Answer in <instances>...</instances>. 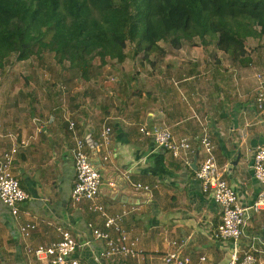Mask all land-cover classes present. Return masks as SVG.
I'll return each mask as SVG.
<instances>
[{
    "label": "crops",
    "instance_id": "0c3cea01",
    "mask_svg": "<svg viewBox=\"0 0 264 264\" xmlns=\"http://www.w3.org/2000/svg\"><path fill=\"white\" fill-rule=\"evenodd\" d=\"M165 48L162 63L155 64V55L141 61L142 69L138 57L96 66L97 75L115 65L117 81L92 78L82 83L84 91L70 78L55 80L53 88L36 79L43 93L32 95V103L25 90L12 93L14 83L1 80L0 86L9 83V88L0 94V155L25 142L14 173L29 199L17 216L0 200V264H37L32 250L58 242L61 227L71 231L83 246L78 255L91 264H166L173 242L184 243L181 253L193 264H228L235 246L242 254L253 247L264 264V212L252 215L238 244L214 240L219 208L202 193L192 166L198 167L205 154H190L189 169L140 133L141 127L165 126L176 139L196 142L207 125L223 179L235 188L242 206L253 204L264 191L253 171L254 153L264 144L255 101L264 89V38L248 39L245 56L236 62L215 43L204 45L199 39L180 49ZM107 128L111 140L104 144L101 134ZM75 136L85 141L101 175L99 204L110 216L126 212L120 224L139 239L133 258L95 261L104 245L93 230H105L104 220L88 210L87 202L72 201ZM135 184L151 191H137ZM28 225L34 228L25 236L22 228Z\"/></svg>",
    "mask_w": 264,
    "mask_h": 264
},
{
    "label": "trees",
    "instance_id": "16d2710c",
    "mask_svg": "<svg viewBox=\"0 0 264 264\" xmlns=\"http://www.w3.org/2000/svg\"><path fill=\"white\" fill-rule=\"evenodd\" d=\"M250 38H264V0H0V70L49 55L90 81L96 59L150 60L199 39L236 62Z\"/></svg>",
    "mask_w": 264,
    "mask_h": 264
},
{
    "label": "built area",
    "instance_id": "2783aa9c",
    "mask_svg": "<svg viewBox=\"0 0 264 264\" xmlns=\"http://www.w3.org/2000/svg\"><path fill=\"white\" fill-rule=\"evenodd\" d=\"M259 78L261 79L260 76ZM255 101L261 122L264 124V89L256 93ZM70 129L75 133L74 124H71ZM140 133L152 139L158 148L170 153L174 158L182 160L189 169H191L190 154L195 155L198 152L205 154L194 173L196 180L201 185L202 193L210 195L219 208L220 223L213 232V238L216 241H233L235 245L241 242L246 237L252 215L264 212V191L258 195L253 204L249 206L240 204L237 191L223 179L217 165L208 126L202 125V134L196 139V142H192L188 138L176 139L170 129L165 126L141 127ZM101 137L104 144H109L111 128L105 129ZM24 145L25 142L20 145L16 142L9 151L0 155V200L14 216L19 214L22 205L29 199L14 173L15 158L20 146ZM70 154L76 170L71 195L73 203L87 202L88 210L93 214H99L104 220L105 230H93L94 238L104 245V251L95 257V261L135 257L139 239L131 237L120 224L121 218L126 212L123 215L110 216L98 202L102 178L90 160L85 141L75 136V143ZM253 171L255 179L264 186V144L258 147L254 153ZM134 188L137 191H151L149 186L141 184H135ZM31 228L34 226L28 225L22 228L25 236H28V230ZM58 232L61 235L58 242L32 250L31 253L37 264H91L78 255L83 246L76 241L71 231L61 227ZM183 244L172 243L173 251L164 258L166 264H193L191 257L182 255ZM254 251L252 247L242 254L235 246L228 264H259L256 251ZM200 260L206 262L205 257Z\"/></svg>",
    "mask_w": 264,
    "mask_h": 264
},
{
    "label": "rangeland",
    "instance_id": "374dc122",
    "mask_svg": "<svg viewBox=\"0 0 264 264\" xmlns=\"http://www.w3.org/2000/svg\"><path fill=\"white\" fill-rule=\"evenodd\" d=\"M162 47L165 48V47H169V46L163 44ZM129 49L132 53L133 47L130 46ZM166 53L167 52H165V55H160V54H155L157 56L153 55V56H155L153 58L155 64L162 63L164 60V56H166ZM153 56H151V57H153ZM137 59H138L137 60L138 66L140 69H142V67H143L141 65L142 60L144 62L150 61V60H145L143 54H141ZM143 61H142V63H143ZM43 64L48 65L52 70L50 71L49 69L40 68L36 58H33L32 60L25 62L24 64L13 61L12 65L5 67V69H3V70H0V84L2 83L1 80L6 81L7 79H10V80H8V81H11L9 83H14V86L11 89L12 93H17L18 91H22V90L24 91L25 90L24 92L27 93V95H29V98H30L29 103H32L34 100V98H32V95H36L38 97V96H41V94L43 93L42 87L35 85L36 79H38L42 83L50 84V86L53 88V86L57 85V83H53V82H55V80H57V79L62 80L63 78H70L71 80L76 82V84H77L76 88H78L79 91H84V89H83L84 84L82 85V83L85 81L79 79L77 75L74 76L71 73V71H69L67 69V66L66 67L58 66L56 64V62L54 61L52 56L47 55L44 58ZM110 64H111V62H110ZM94 65L95 66L100 65L99 59H96L94 61ZM159 65H161V64H159ZM118 73H119V70L114 65L112 70H105V73L100 71L97 75L95 73V76L93 78L95 79V78L101 77L102 79H107L108 81L111 80V81H113V83H115L117 81L115 76ZM9 83H6V84L0 86V94H2L3 91H5L4 86L9 88ZM56 88H58V87H56ZM66 92H68V90H66Z\"/></svg>",
    "mask_w": 264,
    "mask_h": 264
},
{
    "label": "water",
    "instance_id": "95a60500",
    "mask_svg": "<svg viewBox=\"0 0 264 264\" xmlns=\"http://www.w3.org/2000/svg\"><path fill=\"white\" fill-rule=\"evenodd\" d=\"M192 166H193V169L194 170H197V167H196V164L195 163Z\"/></svg>",
    "mask_w": 264,
    "mask_h": 264
}]
</instances>
